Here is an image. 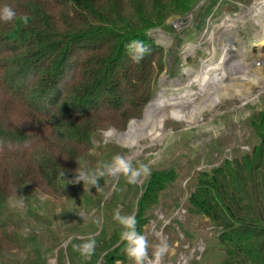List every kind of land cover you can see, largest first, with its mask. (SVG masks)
Segmentation results:
<instances>
[{
	"label": "rangeland",
	"instance_id": "1",
	"mask_svg": "<svg viewBox=\"0 0 264 264\" xmlns=\"http://www.w3.org/2000/svg\"><path fill=\"white\" fill-rule=\"evenodd\" d=\"M175 9L145 31L162 49L154 64L153 96L123 128L109 125L93 133L90 145L71 163L96 173L119 154L134 167L147 165L150 175L135 184L123 175H105L98 178L99 189L67 184L68 195L59 196L39 191L41 179H26L25 194L7 199L24 218L20 235L25 241L2 251L0 264H133L122 251V228L113 219L117 209L136 216L150 259L153 246L167 240L160 264H218L222 259L216 228L190 210L188 198L201 174L242 159L262 143L264 0H191ZM204 72L214 82L222 79V89L207 92ZM155 101L165 110L148 113ZM169 103H177L189 119L165 116L159 122L162 113L172 111ZM108 130H114L111 137L104 135ZM148 187L147 195L155 200L147 196L139 207ZM90 235L96 247L86 259L73 245Z\"/></svg>",
	"mask_w": 264,
	"mask_h": 264
},
{
	"label": "trees",
	"instance_id": "2",
	"mask_svg": "<svg viewBox=\"0 0 264 264\" xmlns=\"http://www.w3.org/2000/svg\"><path fill=\"white\" fill-rule=\"evenodd\" d=\"M190 2L0 0L16 12L13 21L0 20V253L25 241L24 218L7 199L25 194L26 179L65 195L78 168L71 163L92 134L140 114L162 55L145 31ZM132 41L151 49L139 62ZM150 190L139 207L147 196L155 200ZM188 206L216 228L218 264H264V137L242 159L201 174Z\"/></svg>",
	"mask_w": 264,
	"mask_h": 264
},
{
	"label": "clouds",
	"instance_id": "3",
	"mask_svg": "<svg viewBox=\"0 0 264 264\" xmlns=\"http://www.w3.org/2000/svg\"><path fill=\"white\" fill-rule=\"evenodd\" d=\"M16 18V12L8 5H4L0 8V20L4 22L13 21ZM24 23L28 22V17L22 18ZM132 59L135 62H139L143 57L150 53L151 49L146 46L142 41H132L129 45V49H133ZM114 130H108L105 132L106 137H111ZM104 170L96 173H89L86 171L76 169V175L73 179L66 180V184H78L83 182L87 183L91 187L96 186L99 189L97 183L98 178L105 175L116 177L123 175L127 178L129 184H135L138 182L141 176L147 177L150 175V168L141 163L138 167H134L131 159L117 154L110 163H106ZM65 173L62 172L61 176L64 177ZM20 206H23V202H20ZM113 219L121 226L120 242L123 243V253L127 258L133 262V264H160L161 257L168 251V243L166 239H161L160 242L154 245L153 257L149 258V241L147 237L137 231V219L134 214L122 215L121 211L117 209L114 212ZM96 240L93 236H89L87 240L81 244H74L73 249L80 252L86 259H90L95 251Z\"/></svg>",
	"mask_w": 264,
	"mask_h": 264
},
{
	"label": "bare ground",
	"instance_id": "4",
	"mask_svg": "<svg viewBox=\"0 0 264 264\" xmlns=\"http://www.w3.org/2000/svg\"><path fill=\"white\" fill-rule=\"evenodd\" d=\"M229 50H231L230 48H229ZM225 71V70H224ZM209 72V71H208ZM228 74V73H227ZM231 74V73H230ZM229 74V78L230 79H232L231 78V75ZM209 77V73H207V72H204V73H202V76H201V79H206V78H208ZM233 77V76H232ZM222 82H223V80L222 79H217V81H213V79L212 78H208V81L205 83V89L207 90V92L208 91H211V90H213V89H216V88H220V89H222L221 87H222ZM159 102V101H158ZM158 102H156L155 101V103L153 104V105H151L149 108H148V113L150 112L151 114L152 113H154L155 111H157V110H160V111H162V110H165V106H163L161 103H158ZM153 103V102H152ZM211 103V102H210ZM214 103V102H213ZM170 104V103H169ZM177 104V103H176ZM176 104L175 103H172V104H170V106L167 108V110L168 109H170V110H172L171 112H167V113H162L159 117H158V120H159V122H160V120H163L164 119V117L165 116H167V117H172L173 119H176V120H187V119H189L188 118V116L186 115V114H184L183 112H181L182 111V109L181 108H179V107H177L176 106ZM165 105V104H164ZM203 109V108H202ZM197 110V109H196ZM211 111V110H210ZM194 114H197L196 112H194ZM133 127V126H132ZM131 127V128H132ZM130 132H131V129L127 132V134H130ZM131 135V134H130ZM127 136V135H126Z\"/></svg>",
	"mask_w": 264,
	"mask_h": 264
}]
</instances>
